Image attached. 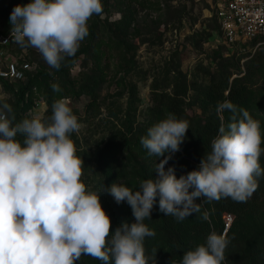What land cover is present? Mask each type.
Here are the masks:
<instances>
[{"label": "clouds", "instance_id": "obj_1", "mask_svg": "<svg viewBox=\"0 0 264 264\" xmlns=\"http://www.w3.org/2000/svg\"><path fill=\"white\" fill-rule=\"evenodd\" d=\"M101 14L102 0H29L10 13V35L59 70L89 35L88 20ZM52 89L60 91L55 84ZM225 110L232 116L219 128L211 152L198 169L179 178L164 166L180 150L189 123L169 114L147 130L141 144L149 156L159 158L157 176L141 181L137 191L115 183L107 187L134 217L109 239L110 219L100 203L104 189L90 191L80 179L83 161L71 138L80 123L72 108L57 101L48 120L35 116L14 124L11 105L0 102V264H75L82 256L102 264H149L144 241L155 232L144 221L157 203L159 212L182 221L200 212L198 198L246 202L264 178L259 162L264 136L246 110L238 116L236 106L224 101L217 111ZM228 244L225 234L212 232L204 244L186 251L180 264H225Z\"/></svg>", "mask_w": 264, "mask_h": 264}, {"label": "rangeland", "instance_id": "obj_2", "mask_svg": "<svg viewBox=\"0 0 264 264\" xmlns=\"http://www.w3.org/2000/svg\"><path fill=\"white\" fill-rule=\"evenodd\" d=\"M7 3L8 0L0 1V8ZM102 3L103 14L93 15L87 22L89 34L95 36L94 42L102 39L112 48L101 66L102 72L91 64L87 50L89 35L80 42L76 54L62 62L58 79L41 54L30 46L16 44L6 48L0 65V72H5L9 64L15 65L14 68L27 64L29 73L44 70L53 80L75 83L80 72L96 80L92 96L82 93L64 100L80 123L79 132L71 134L77 155H92L103 148L114 130L120 129L117 120H128L134 128L146 122L149 109L155 105L151 101L152 86L161 94L181 100L188 116H200L195 98L212 77L223 71L231 82L244 72L246 58L237 63L227 59L229 56L222 49H216L217 0H102ZM71 60L74 62L70 63ZM67 70L68 76L63 75ZM4 80L11 85L5 87ZM17 85L0 77V102L13 107ZM132 87L136 90L133 98L129 91ZM46 111L43 99L34 100L28 110L18 113L14 124L35 116L48 120L52 112L46 117ZM217 115L222 122L220 112ZM157 163L135 160L123 153L111 164L105 187L115 183L137 191L136 174L149 169L155 179ZM164 167L167 171L168 165ZM80 179L88 190L95 191L90 176L82 174ZM119 204L125 216L110 230L109 239L123 222H134L130 206L126 202ZM223 220L226 222V215ZM198 221L210 219L198 218ZM263 229L264 213L258 221L248 219L235 227L230 236L248 245Z\"/></svg>", "mask_w": 264, "mask_h": 264}, {"label": "trees", "instance_id": "obj_3", "mask_svg": "<svg viewBox=\"0 0 264 264\" xmlns=\"http://www.w3.org/2000/svg\"><path fill=\"white\" fill-rule=\"evenodd\" d=\"M3 1V0H0ZM29 0H8V3L0 8V28L3 31L11 29L10 13L17 5H25ZM218 23V22H217ZM92 31V30H91ZM220 37L219 26L214 42L216 49H222L231 60L237 63L245 59V69L239 77L230 82V76L223 71L212 77V80L205 86L195 98V106L201 112L200 116L190 117L185 113L184 104L177 97H170L158 92V88L152 86L151 101L155 104L148 111V120L137 127L128 120H117L120 129L114 130L107 143L100 150L92 155H77L83 161L82 174L90 176L95 183V191L103 187L100 195V203L110 219V230L120 224L125 216V211L120 204L106 191L105 184L110 176L111 164L117 158L127 153L135 160L143 162H158L156 156H149L147 150L141 144V138L146 136L147 130L166 119L169 114H173L177 119L185 120L189 123V130L186 138L180 146V150L174 153L168 160V168H173L175 175H181L198 169L204 155L211 152L212 141L219 135V128L226 126L230 122L232 113L225 110L222 115V122L217 115V107L224 101H230L239 110H246L250 116L260 123L261 133L264 136V48L257 50L253 56L240 53L234 49L218 45ZM94 34L90 32L87 50L91 57V64L95 69L102 72L104 60L110 55L111 46L98 39L94 42ZM235 57V59H234ZM74 61L71 60L70 63ZM69 63L65 67H67ZM59 70L53 69L52 75L59 77ZM68 76V70L62 72ZM46 71L40 70L35 74L25 72L23 81L14 82L18 88L14 93L16 99L11 116L13 123L19 112L28 110L34 100L43 99L46 104V117L52 112V105L61 100L74 98L85 93L92 96L96 90V80L92 77L83 76L80 72L75 83L66 79L53 80ZM7 87V80H4ZM58 85L59 92H54L52 85ZM11 85V84H8ZM97 86V85H96ZM130 96L136 95L135 88H130ZM21 137L18 136L17 139ZM264 147V144H262ZM164 157H160L163 159ZM259 162L264 168V154L260 156ZM151 171L146 169L136 174L137 187L140 189L141 181L154 179ZM258 188L246 202H235L231 198H222L219 201H207L198 198L196 203L200 206V212L195 213L182 221H178L173 216H165L159 212L155 205L151 218H146L145 225L154 230L155 236L146 237L144 241L145 255L149 258V264H180L183 254L204 244L207 236L215 232L223 234L225 230L224 215H230L233 220L228 230L224 233L229 240L225 250V264H264V229L250 243L244 244L236 237L230 236V231L243 224L248 219L260 220L264 213V178L258 181ZM204 214L208 215L209 222H196ZM75 264H102L101 261L89 256H82Z\"/></svg>", "mask_w": 264, "mask_h": 264}, {"label": "built area", "instance_id": "obj_4", "mask_svg": "<svg viewBox=\"0 0 264 264\" xmlns=\"http://www.w3.org/2000/svg\"><path fill=\"white\" fill-rule=\"evenodd\" d=\"M215 14L220 30L218 45L250 57L264 48V0H217ZM10 32L11 29L3 31L0 28V65L4 50L17 44ZM14 67L16 66L9 64L5 72H0V77L17 82L24 80L25 72H30L27 64ZM226 217L224 233L233 220L230 215Z\"/></svg>", "mask_w": 264, "mask_h": 264}]
</instances>
